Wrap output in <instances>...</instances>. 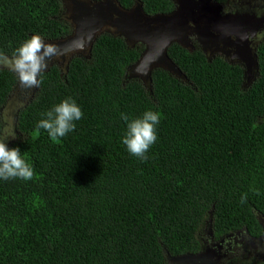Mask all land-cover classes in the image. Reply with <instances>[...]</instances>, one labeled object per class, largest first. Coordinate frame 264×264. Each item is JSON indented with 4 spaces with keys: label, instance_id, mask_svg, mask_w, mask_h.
<instances>
[{
    "label": "trees",
    "instance_id": "obj_1",
    "mask_svg": "<svg viewBox=\"0 0 264 264\" xmlns=\"http://www.w3.org/2000/svg\"><path fill=\"white\" fill-rule=\"evenodd\" d=\"M175 1L139 0L147 14H170ZM117 2L130 9L136 0ZM63 12L62 0H0V52L11 56L33 34L69 36ZM143 52L105 31L89 54L40 74L8 143L33 178L0 179V264H171L202 251L208 229L238 246L241 233L264 238V39L249 83L243 63L172 42L167 54L184 77L156 67L148 85L129 72ZM18 83L0 66V125ZM68 97L83 116L54 141L37 123ZM149 109L161 118L142 161L121 141V113Z\"/></svg>",
    "mask_w": 264,
    "mask_h": 264
},
{
    "label": "water",
    "instance_id": "obj_2",
    "mask_svg": "<svg viewBox=\"0 0 264 264\" xmlns=\"http://www.w3.org/2000/svg\"><path fill=\"white\" fill-rule=\"evenodd\" d=\"M66 1L69 7L71 6L69 18L74 23L79 18V25L85 31L80 34L81 39L85 37L84 42L87 46V52L84 54H89L94 40L99 34L105 32L103 31L105 27L113 28L115 35L123 32L130 42L142 41L148 44L140 59L129 70L132 76H139L148 85L151 72L156 67L166 68L184 77L182 71L169 58L167 48L172 42L189 47V38L192 33L198 35L207 54L218 49L220 43L225 44L229 48L228 59L243 63L248 83L257 74V58L251 37L258 31L246 28L244 21H226V19L216 23L205 17L199 19L197 14L204 12L205 5L211 0H176V9L170 14H147L139 0H136V5L130 9L122 7L117 0ZM212 2L218 4L214 0ZM106 31L109 32L110 29ZM88 35L91 37L88 38ZM242 36L250 38L242 39ZM78 40L71 37L66 38L62 43V39H59L55 41V45H74ZM141 44L144 45V43ZM233 55L237 59H233Z\"/></svg>",
    "mask_w": 264,
    "mask_h": 264
},
{
    "label": "clouds",
    "instance_id": "obj_3",
    "mask_svg": "<svg viewBox=\"0 0 264 264\" xmlns=\"http://www.w3.org/2000/svg\"><path fill=\"white\" fill-rule=\"evenodd\" d=\"M79 50H84L83 45L79 46ZM68 51L67 48L61 49L55 44L46 43L39 35L33 34L24 40L11 56L0 52V66L16 73L22 88H37L41 83L38 77L48 67L47 61L53 56L67 55ZM233 59L237 57L233 55ZM41 115L44 118L38 121L37 128L44 129L55 141L75 130V121L82 118L83 112L76 101L68 97ZM160 118L161 114L151 109L136 118L121 113V119L126 123L121 141L132 156L142 161L147 160L146 153L157 140V125ZM3 121L4 123L0 125V179L30 180L34 175L32 165L21 156L19 147H9L7 143L10 138L14 139L16 136L13 122L7 115L3 117ZM244 202L246 195L241 197V203Z\"/></svg>",
    "mask_w": 264,
    "mask_h": 264
},
{
    "label": "rangeland",
    "instance_id": "obj_4",
    "mask_svg": "<svg viewBox=\"0 0 264 264\" xmlns=\"http://www.w3.org/2000/svg\"><path fill=\"white\" fill-rule=\"evenodd\" d=\"M63 2V10L64 15L66 16V19L69 20L72 24V32L71 34L66 37L67 39L74 37L79 39L74 43V45H67V44H57L61 49L67 48L69 51H74L70 53L68 51L67 55H61L59 57L53 56L50 58L47 63L48 67L54 63H61L62 66H65L68 60L73 55H87L84 54L87 52V46L84 42L85 37L81 39L80 34L82 32H85L84 29L79 25V21L77 18L76 22L74 23L69 18L70 7L66 0H62ZM214 2H216L214 0ZM217 3V2H216ZM250 3V4H249ZM215 4V3H214ZM212 0L208 2L205 5L206 10L204 12H200L197 14L199 19L201 18H209L212 22L220 23V21L226 20H237V21H244L246 23L245 27L250 30H257L256 35L258 36L264 31V0H233L227 1L222 3H218L214 5ZM136 5V3L134 4ZM255 7L257 5V8H250ZM72 11V9H71ZM69 18V19H68ZM257 25L259 27H257ZM191 26V25H190ZM106 29H110L109 32L112 34L114 33L113 28L105 27L103 31H106ZM259 30L261 32H259ZM259 33V34H258ZM119 36L124 37L131 45H137L144 43V50L148 46L145 42L137 41V42H130L129 39L124 35V33H120ZM91 37L88 35V38ZM254 37V36H253ZM252 37V38H253ZM264 37V32L260 36V39ZM66 38H62V43L65 41ZM44 40V39H43ZM190 46L187 47L189 49H192L194 46L201 47L203 50V46L201 42L199 41L198 35L196 33H192L190 35ZM46 43H52L56 44L55 41L57 40H44ZM262 41V40H261ZM83 45V51L79 50V46ZM147 45V46H146ZM205 47V46H204ZM205 51V50H204ZM222 54L225 56V58L229 57V48L226 47L225 44L220 43V46L218 49H216L213 53L208 54L209 56H213L215 54ZM47 67V68H48ZM256 76V75H255ZM255 77H253L254 79ZM36 88H22L20 84L18 83L17 87L13 91V94L8 99V102L5 104L3 110H2V119L5 115L11 118L14 126V131L16 133L15 138H10L7 143H10L13 140L18 139V131L16 129V115L18 110L33 96L35 93ZM4 123V121H3ZM210 229L207 230L208 235H206L205 231L202 233V240L205 241L206 246L203 247L202 251H200L197 254H188L182 257H178L174 262H170L171 264H256L258 261L262 259L264 256V238L262 240H254L245 233L239 234L241 238L243 239V242H246L252 246H257L259 249H253L250 250L248 248L238 246V249L234 247L235 245H238V240H228V238L223 241H216L212 239V236L209 234ZM234 238L233 236H231ZM240 238V239H241ZM219 239V238H218ZM241 243V242H240ZM262 261V260H261ZM176 262V263H175Z\"/></svg>",
    "mask_w": 264,
    "mask_h": 264
},
{
    "label": "flooded vegetation",
    "instance_id": "obj_5",
    "mask_svg": "<svg viewBox=\"0 0 264 264\" xmlns=\"http://www.w3.org/2000/svg\"><path fill=\"white\" fill-rule=\"evenodd\" d=\"M228 1H231V2H233V0H228ZM227 2V1H226ZM250 4V3H249ZM250 6V5H249ZM250 8H257V5L255 6V7H251L250 6ZM264 32V31H263ZM262 32V33H263ZM262 33L261 34H259L258 36L257 35H255L253 38L251 37V40H252V46H253V48H256L257 47V45L260 43V41L261 40H263L264 39V37L263 38H261L260 39V36L262 35ZM223 238H219V239H216V241H221ZM241 242H243V239L241 238V240H240ZM242 247H245V248H248V249H250V250H253V249H259L257 246H252V245H250V244H248V243H246V242H243L242 243ZM234 247H237V249H238V245H235ZM264 259V256L262 257V259L261 260H263ZM260 260V261H261Z\"/></svg>",
    "mask_w": 264,
    "mask_h": 264
}]
</instances>
